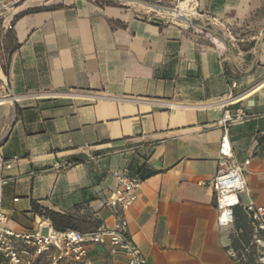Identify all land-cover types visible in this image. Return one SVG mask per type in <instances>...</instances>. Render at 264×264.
Returning <instances> with one entry per match:
<instances>
[{
  "label": "crops",
  "instance_id": "0c3cea01",
  "mask_svg": "<svg viewBox=\"0 0 264 264\" xmlns=\"http://www.w3.org/2000/svg\"><path fill=\"white\" fill-rule=\"evenodd\" d=\"M143 2L173 0H0L7 226L47 231L54 213L83 232L115 227L105 201L113 171L128 169L141 180L129 235L146 264H234L229 249L251 227L241 205L234 227L217 221L218 121L237 81L231 109L248 116L231 124V140L264 205V0H194L189 20ZM89 256L124 259L109 245Z\"/></svg>",
  "mask_w": 264,
  "mask_h": 264
},
{
  "label": "built area",
  "instance_id": "2783aa9c",
  "mask_svg": "<svg viewBox=\"0 0 264 264\" xmlns=\"http://www.w3.org/2000/svg\"><path fill=\"white\" fill-rule=\"evenodd\" d=\"M177 9L178 6L176 7ZM180 11V10H179ZM183 14L187 15V13ZM237 81L230 84L227 98L222 100L225 107L218 125L223 129L219 149L218 170L214 177L215 207L217 221L222 227H234L236 208L242 209L249 220L251 235L248 240L240 238V245L229 249L234 264H264V205L255 201L245 174V164L237 162L231 140V124L248 116L243 107L231 109L237 98ZM6 167L11 162L0 156ZM113 175L117 187L107 197L105 204L119 218L115 227H100L83 232L69 228L57 230L49 227L47 231L19 232L7 226L8 215L3 209V190L8 182L0 178V257L5 264H41L40 259L49 264H98L89 256L90 245H109L110 253L122 255L123 260L107 261L104 264H146V258L139 245L129 235L127 212L138 198L141 180L132 176L128 169L115 170ZM246 194L248 201L242 204L241 195ZM242 229L237 230L241 235ZM43 263V262H42Z\"/></svg>",
  "mask_w": 264,
  "mask_h": 264
},
{
  "label": "water",
  "instance_id": "95a60500",
  "mask_svg": "<svg viewBox=\"0 0 264 264\" xmlns=\"http://www.w3.org/2000/svg\"><path fill=\"white\" fill-rule=\"evenodd\" d=\"M120 1L131 2L134 0H120ZM143 3L145 6L150 7L151 9H153L155 11L169 12V13L175 14L177 19H179V20H189V17L187 15L181 13L179 10H177L174 7H169V6H165L162 4L147 3V2H143ZM152 20L155 23H161L163 21V19L161 17H158V16L152 17Z\"/></svg>",
  "mask_w": 264,
  "mask_h": 264
},
{
  "label": "bare ground",
  "instance_id": "6f19581e",
  "mask_svg": "<svg viewBox=\"0 0 264 264\" xmlns=\"http://www.w3.org/2000/svg\"><path fill=\"white\" fill-rule=\"evenodd\" d=\"M179 10L181 12L187 13L188 15L193 14L195 12L194 0H181V3L179 5Z\"/></svg>",
  "mask_w": 264,
  "mask_h": 264
},
{
  "label": "trees",
  "instance_id": "16d2710c",
  "mask_svg": "<svg viewBox=\"0 0 264 264\" xmlns=\"http://www.w3.org/2000/svg\"><path fill=\"white\" fill-rule=\"evenodd\" d=\"M106 1H108V2H116V1H110V0H106ZM50 215H51V218L53 219V222H54V224H55V229H57V230H65V229H69V228H74V229H76L75 227H72V226H67V225H60L59 223H58V217H56V215L54 214V213H50ZM243 217V216H242ZM245 216L241 219V221H242V224L241 223H239V226H241V225H243V222L245 223Z\"/></svg>",
  "mask_w": 264,
  "mask_h": 264
},
{
  "label": "rangeland",
  "instance_id": "374dc122",
  "mask_svg": "<svg viewBox=\"0 0 264 264\" xmlns=\"http://www.w3.org/2000/svg\"><path fill=\"white\" fill-rule=\"evenodd\" d=\"M103 2H108V1H106V0H102ZM110 1H119V0H110ZM180 3H181V0H173V2L172 3H160V2H157V4H162V5H165V6H169V7H174V8H176L177 6H178V8H179V5H180ZM177 9V8H176ZM177 10H179V9H177ZM149 11H151V12H155L156 13V11H154L153 9H151V10H149ZM181 12V11H180ZM163 13H168V12H163ZM181 13H183V12H181ZM173 15H175V14H173ZM175 17H176V15H175ZM0 264H5V262H4V260L0 257Z\"/></svg>",
  "mask_w": 264,
  "mask_h": 264
}]
</instances>
